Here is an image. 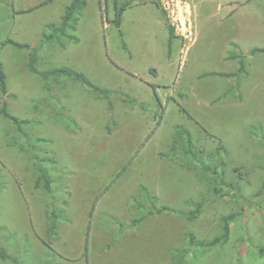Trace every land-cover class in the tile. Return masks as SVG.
<instances>
[{
	"label": "rangeland",
	"instance_id": "obj_1",
	"mask_svg": "<svg viewBox=\"0 0 264 264\" xmlns=\"http://www.w3.org/2000/svg\"><path fill=\"white\" fill-rule=\"evenodd\" d=\"M233 1L236 12L225 21L223 8L200 35L187 5L191 33L171 37L152 25L161 11L153 1L126 8L117 27L116 11L139 1L86 0L61 31L73 0H0L8 88L0 100V247L16 264H174L186 234L213 239L233 212L241 215L229 242L195 249L187 264H264V53L251 55L264 49V0ZM138 36L156 43L154 52L144 42L135 49ZM33 49L39 73L29 67ZM236 55L245 72L217 76L238 72ZM64 68L108 94L50 74ZM179 127L191 133L186 146L207 158L202 164L216 166L242 197L226 187V197L213 196V172L181 147L170 151ZM34 156L54 180L52 196L35 187ZM205 194L204 210L188 220ZM163 206L171 211L149 215Z\"/></svg>",
	"mask_w": 264,
	"mask_h": 264
},
{
	"label": "trees",
	"instance_id": "obj_2",
	"mask_svg": "<svg viewBox=\"0 0 264 264\" xmlns=\"http://www.w3.org/2000/svg\"><path fill=\"white\" fill-rule=\"evenodd\" d=\"M139 2H142L144 0H138ZM154 2H156V5L158 6L157 0H152ZM86 4V0H73L72 4L67 7L65 15L63 16V25L62 28L60 29L61 31H64L65 27L67 26H71L73 21L76 20V16L83 10L84 6ZM131 3H126L122 8L118 9L116 11V19L114 21L115 25L117 27H120L122 24V17H123V13L126 10V8L130 7ZM170 30V35L171 37H173V30ZM46 42H50L51 40L54 39V36L52 35H48L45 36ZM21 48H30L29 46H20ZM37 53H38V49H33V52L31 53L30 56V63H29V67L31 69L32 72L34 73H39L38 70H36V64H37ZM264 53V49L262 48H257L251 51V55H255V54H261ZM233 58H240V68L238 70L237 73H217V76H221V77H232V76H236L239 73H242L243 71L245 72V68H246V60L244 55L241 56H234ZM52 76L58 77V76H65V77H69L72 80L81 82L83 85L88 86L89 88H91V90L93 92L99 93V94H108L107 92L103 91L101 88L94 86L90 80L81 73H77L69 68H64V69H56L54 71H52L50 73ZM44 77H48L49 74L48 73H43L42 74ZM0 87H1V91H2V96L0 97V100L2 99V97H4L7 92H8V88H7V83H6V75L1 71L0 72ZM2 115H4L6 118L12 120L17 128L19 129L21 124L19 123L17 117L15 116H11L10 114H8L5 110H3L1 112ZM185 135L187 136V142L189 144L192 143V136L191 133H189L187 130L179 127V130L177 131V135L174 138V141L172 143V145L170 146V151L175 153L176 151L179 150V148L181 147L183 149V157L184 158H189V159H194L195 161H199L200 164H202L203 160L207 159L205 158L201 152H196L195 150L193 151L192 148L190 146H186V139H185ZM181 139V140H180ZM185 140V142H184ZM220 149H223L225 151V148L221 146ZM35 157V167H36V173H37V180L35 183V187L36 189H43V191L45 193H47L48 195L52 196L53 195V184H54V180L51 177V175L49 174L48 169H46L43 166V160L39 159V156H34ZM224 165V164H223ZM204 171L206 172H213V176H214V181H215V185L212 186V183H209V191L212 193L213 196L215 197H221L224 198L226 197V193H225V187L229 188V190H231V192H233V196L234 198L237 197H242V194L240 193V188L238 185L234 184V183H226L224 181V179L221 177L224 174H220L218 172V168L215 166L214 169H212L209 165H205V163L202 164ZM212 186V187H211ZM152 199H156L155 197H152ZM208 199V195H203V198L200 202H196V203H192L194 205V210L188 214H184L185 217L188 220H195L196 218L199 217V215L202 213V211L205 208V201H207ZM171 211L170 208L163 206L161 209H156L155 211H151L149 215H154V214H159V213H163V212H168ZM241 215V213H230L228 215H225L221 218V231H220V235L213 238V239H209V240H199L195 237V235L189 233L186 234V238L188 240V246L186 248H182L179 249L176 252V255L173 256V263L174 264H187V258L188 256H190L195 249L197 248H201V249H212L214 247H221L226 245L229 242L230 239V229H231V225L236 221V219ZM56 214H54V212L49 216V231L50 233H53L57 230L58 225L56 222ZM144 221V218H140L138 220L134 221V224H140ZM260 257H264V249H261L260 251ZM3 261H9L11 262V264H16L17 260L14 257H9L6 255L5 253V249L0 247V260ZM18 264V263H17Z\"/></svg>",
	"mask_w": 264,
	"mask_h": 264
},
{
	"label": "crops",
	"instance_id": "obj_3",
	"mask_svg": "<svg viewBox=\"0 0 264 264\" xmlns=\"http://www.w3.org/2000/svg\"><path fill=\"white\" fill-rule=\"evenodd\" d=\"M138 1V0H137ZM191 4H188L189 8L191 6L192 12H193V17H194V22H195V27L197 30V33L200 35L201 31L204 30V24H210L212 22L216 23V16L217 14H220V16L224 15L226 16L225 19L222 18V20L226 19L228 20L235 12L237 7H234V9L231 7L232 4H235L236 1L233 0H190ZM247 1V0H246ZM154 2V1H153ZM152 0H144L142 2H133L132 5L129 8H134V6L140 7L141 5H143L144 3V7H147L151 4H153ZM156 3V2H154ZM226 3V4H224ZM155 5V4H154ZM217 5V7H216ZM225 5V6H223ZM157 6V5H155ZM143 7V6H142ZM159 8V7H158ZM225 8L224 10V14L221 15V10ZM160 10V9H159ZM153 16V21H152V25H155L157 28L160 29V31L162 30V28H166V30L164 31V33L166 34V36L168 35V32H170L169 28L166 25L165 19L163 17L162 12L160 11V15H150V18ZM144 17H146L145 15L142 16L141 18L136 16V19L138 20H146ZM147 18V17H146ZM220 20V18H219ZM135 20H132V22L130 23L133 24ZM137 31V30H135ZM163 31H161L162 33ZM167 32V33H166ZM163 38H161V43ZM135 49H138V47L141 46V44L144 42L143 45L148 46L151 50V52H154V47L156 46V43L154 45V43L152 44L150 41H145V40H141L139 38V36L135 39ZM133 56L135 59L136 57H138V52H132ZM139 60V59H137ZM154 64H151L149 66L150 68H154L153 66Z\"/></svg>",
	"mask_w": 264,
	"mask_h": 264
},
{
	"label": "built area",
	"instance_id": "obj_4",
	"mask_svg": "<svg viewBox=\"0 0 264 264\" xmlns=\"http://www.w3.org/2000/svg\"><path fill=\"white\" fill-rule=\"evenodd\" d=\"M157 3L168 25L176 32V35L182 37L190 35L192 21L183 17L184 9L185 7L187 9L188 5L185 0H157Z\"/></svg>",
	"mask_w": 264,
	"mask_h": 264
}]
</instances>
